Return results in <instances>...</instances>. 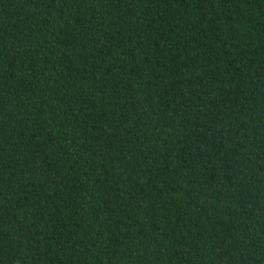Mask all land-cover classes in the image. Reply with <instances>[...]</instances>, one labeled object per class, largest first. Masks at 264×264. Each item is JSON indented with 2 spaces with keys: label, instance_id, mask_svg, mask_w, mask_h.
Here are the masks:
<instances>
[{
  "label": "trees",
  "instance_id": "16d2710c",
  "mask_svg": "<svg viewBox=\"0 0 264 264\" xmlns=\"http://www.w3.org/2000/svg\"><path fill=\"white\" fill-rule=\"evenodd\" d=\"M0 264H264V0H0Z\"/></svg>",
  "mask_w": 264,
  "mask_h": 264
}]
</instances>
